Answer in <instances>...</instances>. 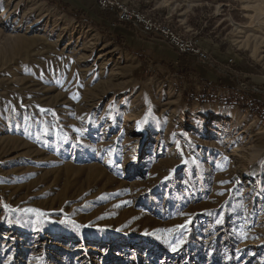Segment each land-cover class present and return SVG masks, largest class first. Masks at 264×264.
<instances>
[{"label":"rangeland","instance_id":"1","mask_svg":"<svg viewBox=\"0 0 264 264\" xmlns=\"http://www.w3.org/2000/svg\"><path fill=\"white\" fill-rule=\"evenodd\" d=\"M176 1L264 102V0ZM104 13L0 0V264H264V122Z\"/></svg>","mask_w":264,"mask_h":264},{"label":"crops","instance_id":"2","mask_svg":"<svg viewBox=\"0 0 264 264\" xmlns=\"http://www.w3.org/2000/svg\"><path fill=\"white\" fill-rule=\"evenodd\" d=\"M130 4H135L136 7L140 8L144 11H152L155 9H161L159 11H154L153 16L156 17H164L167 11L170 8H178L180 3L176 0H126ZM169 7H164V6ZM186 11V9H185ZM187 14V12H186ZM185 12L181 14L179 17H173L172 21L176 18V20H180L184 22L186 18ZM105 24H112L120 30L121 33L126 40L129 41L130 46H132V50L139 51L140 55L146 53L152 60H156L157 62L161 63H179L180 55L161 37L156 35H144L140 30L131 27L129 24L121 23V22H111V20L105 18L103 20ZM197 36V35H196ZM200 43L201 47L205 50L213 49V46H216L217 43L213 40L206 39L204 35H201V32L198 33V37L196 38ZM216 43V44H215ZM129 46V45H128ZM151 60V62H152ZM194 59L190 60V67L194 70L193 76L196 77L198 80L203 79L206 82L212 83L222 91H227L228 86H234V82H232L231 78H229L228 74L224 72V68H219L215 65H210L206 62L200 61H193ZM218 85V86H217Z\"/></svg>","mask_w":264,"mask_h":264},{"label":"built area","instance_id":"3","mask_svg":"<svg viewBox=\"0 0 264 264\" xmlns=\"http://www.w3.org/2000/svg\"><path fill=\"white\" fill-rule=\"evenodd\" d=\"M95 2L101 11L113 14L118 22L129 24L144 35L161 37L177 54H187L197 61L207 62L208 54L200 47L198 41L191 37L185 38L168 23L165 24L164 21H159L122 0H95Z\"/></svg>","mask_w":264,"mask_h":264},{"label":"trees","instance_id":"4","mask_svg":"<svg viewBox=\"0 0 264 264\" xmlns=\"http://www.w3.org/2000/svg\"><path fill=\"white\" fill-rule=\"evenodd\" d=\"M100 14H102V13H100ZM150 15L153 16L152 14H150ZM102 16H104L103 17L104 19L107 18L109 20H112L111 22H116L117 21L116 18L114 17V15L104 13V15H102ZM198 19H199L198 15L196 17H190L189 18L190 22L192 24H194L196 27H198V23H197ZM207 31H208V29L204 27L201 30V35H209V33H207ZM218 44H221V43H218ZM179 59H180L179 60L180 65L178 66V68L182 71V73L186 72V74H193L194 70L189 65L190 64V60H192V58L190 56L186 55V54H182V55H180ZM193 61L196 62L197 60H193ZM237 67L240 68L239 64H238ZM228 75L231 76L232 78L235 77V74L232 73V72H228ZM207 83H209V82H207ZM227 91L230 94L229 95V100L230 101H232V99H233V101L236 104H238L243 110H245L248 113L256 116L259 120L264 122V102L263 101L255 99L254 97L250 98V91L241 88L239 86V84L236 83V82H234V86L233 87L232 86H228L227 87ZM243 97H247L249 99V101L244 102Z\"/></svg>","mask_w":264,"mask_h":264},{"label":"bare ground","instance_id":"5","mask_svg":"<svg viewBox=\"0 0 264 264\" xmlns=\"http://www.w3.org/2000/svg\"><path fill=\"white\" fill-rule=\"evenodd\" d=\"M244 167V166H243Z\"/></svg>","mask_w":264,"mask_h":264}]
</instances>
